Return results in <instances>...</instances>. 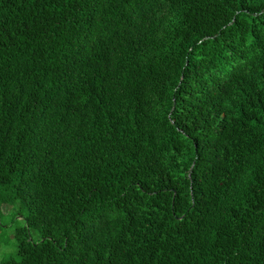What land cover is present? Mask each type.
I'll return each mask as SVG.
<instances>
[{"label":"trees","instance_id":"obj_1","mask_svg":"<svg viewBox=\"0 0 264 264\" xmlns=\"http://www.w3.org/2000/svg\"><path fill=\"white\" fill-rule=\"evenodd\" d=\"M3 204L0 264H264V0H0Z\"/></svg>","mask_w":264,"mask_h":264},{"label":"rangeland","instance_id":"obj_2","mask_svg":"<svg viewBox=\"0 0 264 264\" xmlns=\"http://www.w3.org/2000/svg\"><path fill=\"white\" fill-rule=\"evenodd\" d=\"M1 211L2 214L0 216V230L4 232V227L2 226L3 224L10 225V226H15L16 221H11L12 219V213H11V206L7 204H3L1 206ZM10 231V230H9ZM9 231L7 233H4V235H0V242L1 247H0V260L4 258L5 256L8 255V252L11 251L14 248V239L11 235H9ZM9 233V234H8ZM33 239H37L36 233H32ZM4 241L8 243V247H4ZM10 248V249H8Z\"/></svg>","mask_w":264,"mask_h":264}]
</instances>
